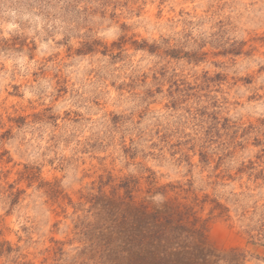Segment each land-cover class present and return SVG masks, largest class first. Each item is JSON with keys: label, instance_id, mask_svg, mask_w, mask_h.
I'll return each instance as SVG.
<instances>
[{"label": "rangeland", "instance_id": "obj_1", "mask_svg": "<svg viewBox=\"0 0 264 264\" xmlns=\"http://www.w3.org/2000/svg\"><path fill=\"white\" fill-rule=\"evenodd\" d=\"M0 264H264V0H0Z\"/></svg>", "mask_w": 264, "mask_h": 264}, {"label": "trees", "instance_id": "obj_2", "mask_svg": "<svg viewBox=\"0 0 264 264\" xmlns=\"http://www.w3.org/2000/svg\"><path fill=\"white\" fill-rule=\"evenodd\" d=\"M157 220H159V218ZM159 226H162V225L160 224ZM159 226L155 230H153L151 234L152 239H161L162 237L165 236V231L162 228L160 229ZM148 237L150 238L149 235Z\"/></svg>", "mask_w": 264, "mask_h": 264}, {"label": "clouds", "instance_id": "obj_3", "mask_svg": "<svg viewBox=\"0 0 264 264\" xmlns=\"http://www.w3.org/2000/svg\"><path fill=\"white\" fill-rule=\"evenodd\" d=\"M161 200H162V197H161Z\"/></svg>", "mask_w": 264, "mask_h": 264}]
</instances>
